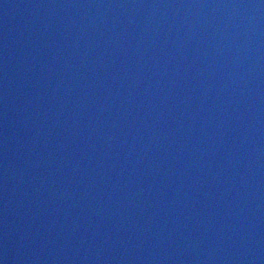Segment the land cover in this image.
I'll use <instances>...</instances> for the list:
<instances>
[{
	"label": "water",
	"instance_id": "95a60500",
	"mask_svg": "<svg viewBox=\"0 0 264 264\" xmlns=\"http://www.w3.org/2000/svg\"><path fill=\"white\" fill-rule=\"evenodd\" d=\"M0 264H264V0H0Z\"/></svg>",
	"mask_w": 264,
	"mask_h": 264
}]
</instances>
